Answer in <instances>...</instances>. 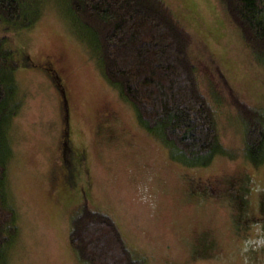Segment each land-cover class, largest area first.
I'll return each mask as SVG.
<instances>
[{
  "label": "rangeland",
  "instance_id": "374dc122",
  "mask_svg": "<svg viewBox=\"0 0 264 264\" xmlns=\"http://www.w3.org/2000/svg\"><path fill=\"white\" fill-rule=\"evenodd\" d=\"M163 1L192 34L202 91L220 95L219 139L230 155L205 167L173 159L48 1L29 29L0 27L19 61L21 103L6 124V193L17 230L7 264H86L68 240L71 212L84 199L112 217L144 264H264V162L254 167L243 157L227 92L229 85L264 108V68L219 0ZM247 216L254 222L235 231L233 222Z\"/></svg>",
  "mask_w": 264,
  "mask_h": 264
},
{
  "label": "trees",
  "instance_id": "16d2710c",
  "mask_svg": "<svg viewBox=\"0 0 264 264\" xmlns=\"http://www.w3.org/2000/svg\"><path fill=\"white\" fill-rule=\"evenodd\" d=\"M48 1L130 105L137 123L166 146L173 159L205 167L216 156L228 154L219 139L220 95L202 91L190 52L192 34L163 0H0V27L9 32L29 29ZM219 1L252 60L264 68V0ZM10 45L8 36L1 35L0 264H7L17 234L8 189L6 193L12 150L6 124L21 106L13 77L19 61ZM227 87L228 103L242 132L243 157L257 167L264 162V108L248 104ZM63 143L69 152L66 140ZM68 240L76 258L86 264H144L112 217L86 199L71 212Z\"/></svg>",
  "mask_w": 264,
  "mask_h": 264
},
{
  "label": "flooded vegetation",
  "instance_id": "af4514ba",
  "mask_svg": "<svg viewBox=\"0 0 264 264\" xmlns=\"http://www.w3.org/2000/svg\"><path fill=\"white\" fill-rule=\"evenodd\" d=\"M233 207H235V209H236V211H240L241 209L239 208V210H238V208H237V204L236 205H232ZM254 217H252V216H247V218H245V221H244V223H240V222H233V225H234V228H235V231L237 230V232H244V231H246L247 230V228L249 227V225H246L247 223V221H250V222H254ZM260 220V222H259V224H260V226H261V230H262V233H261V235H260V238H261V242L263 243V246H261V251H262V253H264V219H261V218H259ZM242 224V225H241ZM248 224H250V223H248Z\"/></svg>",
  "mask_w": 264,
  "mask_h": 264
}]
</instances>
